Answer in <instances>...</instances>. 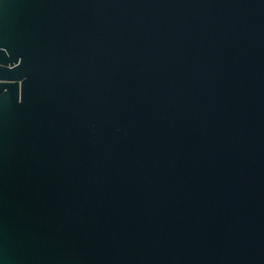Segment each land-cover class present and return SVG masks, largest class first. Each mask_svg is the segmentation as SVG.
<instances>
[{"label":"water","instance_id":"95a60500","mask_svg":"<svg viewBox=\"0 0 264 264\" xmlns=\"http://www.w3.org/2000/svg\"><path fill=\"white\" fill-rule=\"evenodd\" d=\"M0 264H264V0H0Z\"/></svg>","mask_w":264,"mask_h":264}]
</instances>
